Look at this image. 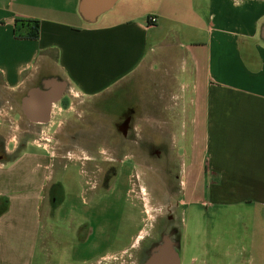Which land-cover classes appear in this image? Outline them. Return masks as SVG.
Segmentation results:
<instances>
[{"label": "crops", "instance_id": "0c3cea01", "mask_svg": "<svg viewBox=\"0 0 264 264\" xmlns=\"http://www.w3.org/2000/svg\"><path fill=\"white\" fill-rule=\"evenodd\" d=\"M79 3L0 0V120L60 128L76 111L85 119L84 101L102 128L135 110L148 145L170 144V159L177 146L182 157L187 151L190 201L224 212L212 248L264 264V0H119L95 24L81 18ZM17 19L39 21V38H17ZM37 160L27 152L11 162H28V172L0 164V264H50L54 239L41 209L51 171ZM97 223L85 237L74 224L70 264L110 257L117 236Z\"/></svg>", "mask_w": 264, "mask_h": 264}, {"label": "flooded vegetation", "instance_id": "af4514ba", "mask_svg": "<svg viewBox=\"0 0 264 264\" xmlns=\"http://www.w3.org/2000/svg\"><path fill=\"white\" fill-rule=\"evenodd\" d=\"M80 102L78 107L82 114H86L85 119L84 116H79L76 111L73 113L74 124L63 123L60 128L52 129L49 128L50 122L34 123L30 125L28 131V142L23 143L21 141L13 149V157H16V154L22 148H27L31 156L49 163L48 167L45 166L46 169H49V166L56 168L60 164L59 173L62 179L60 187L62 188L63 199L61 198L59 201L57 196H53L54 190L57 192V187L51 191V185L45 189L49 201L44 202V206L52 210L60 208L64 219H72L74 224L78 223L81 226L89 225L88 233H91L93 230L92 223L97 220V217L94 216L98 215V211L108 205V209L112 213L117 212L114 200L106 202L95 199L96 196H100L99 190L101 187L107 186L108 182L115 181V178L118 180L123 179L124 191L121 195H124L125 210L126 206H130L127 200L132 198L133 194L136 199L143 201L142 196L144 194L142 193V187L139 185L141 184V177L137 171L143 168L147 169L146 164L148 157H150L157 163L156 169H152L151 172L158 178V183L163 184V190L168 192L165 208L171 214L161 217V220H165L169 226H174L168 232L163 231L160 233L159 243L152 244L141 264L148 260L157 246L162 245L164 238L170 240L174 250L179 255L180 264H184L182 238L186 223L185 218L177 216L176 212L181 211L183 214L184 210L196 206V203L190 201L195 195L191 193L193 178L190 176V157L187 155V151L182 158L174 155L175 159H170L169 153L174 149L170 144L148 145L147 139L139 136L141 131L136 128L137 113L133 109L121 110L117 114L118 119L116 121L105 124V127L101 128L98 123H93L94 119L99 117L98 113H94L88 108L84 109L85 102ZM102 146H107V149ZM133 147L139 153L133 155ZM6 151L8 149L6 150L5 142L0 139V159L7 160L9 156ZM51 161L57 163V165H50ZM71 169H74V173L79 175L77 177L81 185H79V190L76 191L69 188L66 182L67 174ZM51 180L52 178L48 182ZM138 193L139 195H137ZM89 194L92 195V198L90 200L85 199ZM198 206L206 209L203 204ZM80 208H87L90 213L79 212L77 209ZM73 211L76 213L75 216ZM117 213L120 214L119 221H121L123 213ZM72 215L74 218H72ZM178 227L180 228L178 229Z\"/></svg>", "mask_w": 264, "mask_h": 264}, {"label": "rangeland", "instance_id": "374dc122", "mask_svg": "<svg viewBox=\"0 0 264 264\" xmlns=\"http://www.w3.org/2000/svg\"><path fill=\"white\" fill-rule=\"evenodd\" d=\"M5 106V104H3ZM86 116V114H85ZM15 123V124H14ZM86 129V128H85ZM30 130V125L27 123L18 121L17 117H15L14 121H8L4 119L0 120V139L5 142L6 150L9 148L10 150L6 151L9 156L5 163V169L2 171H20V172H28L30 171V165L28 162L23 163L18 167H12V163L14 159H17L19 156L29 153V150L21 149V151L16 154V157H13V152H10L14 148H16L19 142H28V131ZM9 144V146H8ZM107 149V146H102ZM102 148V149H103ZM182 147L177 146L176 153H179L182 158ZM181 152H178L180 151ZM139 153L135 151L134 147L132 148V154ZM177 155V154H176ZM82 158L81 155H79ZM42 159L37 160L39 164H43ZM3 162V161H2ZM46 163V162H45ZM56 164L51 161L50 165ZM59 164V163H58ZM156 161L150 157H148L147 169L143 168L142 170H138L137 173L141 177L142 196L143 201L141 199H136L134 194L132 198L127 200L130 203V206H126V210L124 209V195L121 194L124 191V182L123 179H116L115 181L108 182L107 186L101 187L99 190L100 196L95 197V199H99V201L109 202L114 200L116 202L117 212L123 213L122 220L119 221V216L117 212L110 211L108 209V205L103 207L95 220V223L101 222L102 225H105L108 235L110 237L117 236V243L114 249L110 252V257H106V251L101 252V258L99 260L100 264H141L144 257L146 256V252H148L152 246V244L159 243L160 233L163 231H169L173 228L172 225H168L165 220H161V217L171 214L169 210L165 208L167 201L166 190H163V184L158 183V178L151 171L156 169ZM60 165V164H59ZM54 168L52 166L47 169V173L51 171L52 173L47 176V178L52 180L47 182L45 189L49 188L52 185L51 191H53L57 187V192L54 190L53 196H57L60 201L63 199L62 188L60 187L62 184V179L60 175L61 167ZM153 169V170H152ZM73 170V172H72ZM55 171V173H53ZM74 169H71L67 174L66 182L69 188H72L73 191L79 190V178L77 174L74 173ZM83 182V180H81ZM84 183V182H83ZM1 185V184H0ZM26 186V184H24ZM112 185V186H111ZM111 186V187H110ZM31 189V188H30ZM66 192V190H65ZM115 199H114V196ZM94 194V193H92ZM120 195V196H119ZM139 195V193L137 194ZM91 199L92 195L89 194L85 199ZM25 202H32V197H25ZM49 201L48 194L44 190L42 202ZM170 201V200H169ZM127 202V203H128ZM4 206V204L2 205ZM2 208V207H1ZM79 212H83L84 214H89L90 211L87 208L77 209ZM75 210V211H77ZM132 210V211H131ZM73 211V215L76 213ZM176 212V211H175ZM41 213L46 216L45 222L49 224L47 231L51 232L53 243L48 242V249L51 248L49 262L50 264H70V251L67 245V239L70 238L76 227L74 225V221L64 219V215L61 209H48L47 206H43L41 209ZM224 212L218 210L217 208H202L200 206H196L192 209L184 210L183 214L181 211L176 212V215L185 218L186 228L183 231L182 238V247L184 252V257L187 259L188 257H192L197 255L198 263L197 264H241L242 260L246 259L247 256L242 258L237 255L225 257L221 256L219 252V248H212L210 245L211 242L209 240H214L217 236L224 234L225 223L223 221L226 218L223 214ZM72 215V218L74 216ZM233 217L236 216L232 215ZM197 219V221L195 220ZM139 220V221H138ZM159 220V222H157ZM88 223V222H87ZM175 223V222H174ZM199 224V228L203 230L204 234L201 235L195 233L196 224ZM98 224V223H97ZM93 228L97 230V226H93ZM180 227H178L179 229ZM234 228H239L240 226H235ZM90 229L89 225L79 226L77 232H80L81 237H85L88 234V230ZM93 231V230H92ZM204 237V238H203ZM218 238V237H217ZM113 239V238H112ZM239 237H235L233 239V245L235 243V247L238 249L240 247ZM201 243L203 245L201 246ZM213 243V242H212ZM244 243L246 245H250V239L245 236ZM112 244V242L110 243ZM218 245V243H217ZM104 249V244H97V250L100 252ZM42 257H38L36 255V262L40 260ZM40 262V261H39Z\"/></svg>", "mask_w": 264, "mask_h": 264}, {"label": "water", "instance_id": "95a60500", "mask_svg": "<svg viewBox=\"0 0 264 264\" xmlns=\"http://www.w3.org/2000/svg\"><path fill=\"white\" fill-rule=\"evenodd\" d=\"M119 0H80L79 14L88 24H95L105 13L110 11ZM49 108L47 107V110ZM29 116V114H27ZM30 117V116H29ZM47 120V116L46 119ZM143 264H180L178 253L174 250L168 238L151 253L148 260Z\"/></svg>", "mask_w": 264, "mask_h": 264}, {"label": "trees", "instance_id": "16d2710c", "mask_svg": "<svg viewBox=\"0 0 264 264\" xmlns=\"http://www.w3.org/2000/svg\"><path fill=\"white\" fill-rule=\"evenodd\" d=\"M15 27V35L17 38L30 40H37L39 38V21L17 19L15 21ZM3 202L4 203H2V205L4 204V206H0V213H2L6 209V200H4Z\"/></svg>", "mask_w": 264, "mask_h": 264}, {"label": "built area", "instance_id": "2783aa9c", "mask_svg": "<svg viewBox=\"0 0 264 264\" xmlns=\"http://www.w3.org/2000/svg\"><path fill=\"white\" fill-rule=\"evenodd\" d=\"M156 22H157L156 17L152 16V17L149 18V24L150 25H154Z\"/></svg>", "mask_w": 264, "mask_h": 264}]
</instances>
